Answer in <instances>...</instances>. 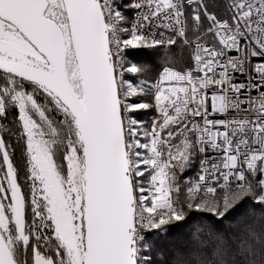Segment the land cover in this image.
Segmentation results:
<instances>
[{"label": "snow or ice", "instance_id": "obj_1", "mask_svg": "<svg viewBox=\"0 0 264 264\" xmlns=\"http://www.w3.org/2000/svg\"><path fill=\"white\" fill-rule=\"evenodd\" d=\"M0 264H264V0H0Z\"/></svg>", "mask_w": 264, "mask_h": 264}, {"label": "trees", "instance_id": "obj_2", "mask_svg": "<svg viewBox=\"0 0 264 264\" xmlns=\"http://www.w3.org/2000/svg\"><path fill=\"white\" fill-rule=\"evenodd\" d=\"M147 52L148 50H143ZM145 63L152 64L153 62H157L155 57L151 55L145 56L144 58ZM144 111V115L140 117V119L144 120L145 122H149L155 113L153 110H142ZM190 174L193 171H189ZM189 172L186 170L183 173V176H187ZM239 208V206H237ZM245 207L247 205L245 204ZM257 212L261 211L259 208L256 209ZM244 213V208H239L237 213H233L231 216L228 217L227 220H222L220 222H216L213 220L211 214L209 213H200L193 210L187 212L185 220L181 222H176L173 225L169 226V235L163 241V245L165 249L171 248L173 246H180L182 243H190L192 241L193 234L196 235H203L207 232L209 226H211L216 231H222L227 233L236 232L239 230L240 227L243 225L238 223V216ZM250 219V218H249ZM249 222L248 219L245 220V223Z\"/></svg>", "mask_w": 264, "mask_h": 264}, {"label": "built area", "instance_id": "obj_3", "mask_svg": "<svg viewBox=\"0 0 264 264\" xmlns=\"http://www.w3.org/2000/svg\"><path fill=\"white\" fill-rule=\"evenodd\" d=\"M253 60H254V62H259V58H253ZM236 75H237V81L236 82H239V80L242 79V77L240 76V74H236ZM198 168H199L198 162L193 167H191V170H193V176L192 177L195 176Z\"/></svg>", "mask_w": 264, "mask_h": 264}, {"label": "rangeland", "instance_id": "obj_4", "mask_svg": "<svg viewBox=\"0 0 264 264\" xmlns=\"http://www.w3.org/2000/svg\"><path fill=\"white\" fill-rule=\"evenodd\" d=\"M187 171H188V172L191 171V168L187 169ZM192 171H193V170H192ZM186 177H192V173L190 174V172H189V174H188Z\"/></svg>", "mask_w": 264, "mask_h": 264}]
</instances>
